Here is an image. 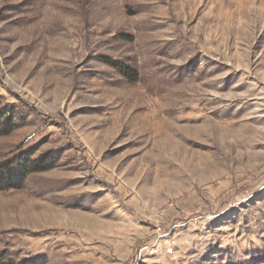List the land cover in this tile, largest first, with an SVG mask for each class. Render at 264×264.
Here are the masks:
<instances>
[{"label":"rangeland","instance_id":"374dc122","mask_svg":"<svg viewBox=\"0 0 264 264\" xmlns=\"http://www.w3.org/2000/svg\"><path fill=\"white\" fill-rule=\"evenodd\" d=\"M0 130L5 257L264 264V0H0Z\"/></svg>","mask_w":264,"mask_h":264},{"label":"trees","instance_id":"16d2710c","mask_svg":"<svg viewBox=\"0 0 264 264\" xmlns=\"http://www.w3.org/2000/svg\"><path fill=\"white\" fill-rule=\"evenodd\" d=\"M3 124V123H2ZM7 124V123H5ZM4 125V124H3ZM5 131L0 130V135ZM25 159V158H24ZM44 158L42 159H28L26 158L25 164L21 168H12L10 163H0V190L4 189H18L21 188L26 176L29 173L42 171L50 164H45ZM5 164V166L3 165ZM7 164V165H6ZM0 264H44L42 258H30L20 262L13 261V259L5 257L4 253H0Z\"/></svg>","mask_w":264,"mask_h":264}]
</instances>
